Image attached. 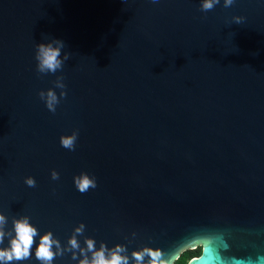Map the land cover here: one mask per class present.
<instances>
[{"label": "water", "instance_id": "95a60500", "mask_svg": "<svg viewBox=\"0 0 264 264\" xmlns=\"http://www.w3.org/2000/svg\"><path fill=\"white\" fill-rule=\"evenodd\" d=\"M200 5L0 0V212L6 229L27 215L39 232L13 264H40L48 231L67 248L81 223V247L91 237L130 257L203 244L188 264H264V0ZM54 39L71 56L41 74L37 45ZM49 88L54 113L39 95ZM81 173L96 187L81 193ZM207 247L219 261L199 259Z\"/></svg>", "mask_w": 264, "mask_h": 264}, {"label": "clouds", "instance_id": "9594fccd", "mask_svg": "<svg viewBox=\"0 0 264 264\" xmlns=\"http://www.w3.org/2000/svg\"><path fill=\"white\" fill-rule=\"evenodd\" d=\"M153 2L155 3L156 0H153ZM220 2L221 0H201L200 7L202 11L208 12ZM223 3L224 7L227 8L234 3V0H223ZM234 20L239 24L243 18L237 16L234 17ZM63 47L64 42L59 39L39 43L36 51L37 71L41 74H55L57 70L62 69L64 61L71 56V53L65 52L63 58L61 57ZM55 84L60 89L65 88L62 78H57ZM39 95L42 100H45L47 108L54 113L59 103L57 92L49 88L47 92L42 90ZM60 96H66V92L62 91ZM77 137L78 132L76 131L72 132L71 135H62V146L74 150ZM52 178L54 180L58 179L59 173L53 171ZM26 184L34 187L36 181L33 177H27ZM75 184L81 193L96 187L95 179L85 173L75 177ZM7 224L8 218L3 212H0V244L4 243L6 236L9 238L8 246L0 247V264H13V262L30 259L35 237L39 235L37 227L30 222V217L27 215L13 217L12 229H6ZM84 230L85 225L83 223L75 228L74 234L68 240L67 248L62 247L60 240L51 231L45 232L40 236L39 244L36 246V260L40 261V264H53L56 256L64 255L65 251L72 253L73 260L78 258V254L82 256L83 259H79V264H130V260L133 264H176L181 257V253L177 249L165 252L159 247L147 245L134 249L129 257L125 245L116 244L114 247L109 248L101 242L99 248H97L96 241L91 237H85L86 247H81L77 237L83 234ZM89 253H91V258H89Z\"/></svg>", "mask_w": 264, "mask_h": 264}, {"label": "trees", "instance_id": "16d2710c", "mask_svg": "<svg viewBox=\"0 0 264 264\" xmlns=\"http://www.w3.org/2000/svg\"><path fill=\"white\" fill-rule=\"evenodd\" d=\"M201 252H202V246L196 249H187L181 254V257L176 262V264H188L194 256L200 255Z\"/></svg>", "mask_w": 264, "mask_h": 264}, {"label": "snow or ice", "instance_id": "6c2138e0", "mask_svg": "<svg viewBox=\"0 0 264 264\" xmlns=\"http://www.w3.org/2000/svg\"><path fill=\"white\" fill-rule=\"evenodd\" d=\"M181 247H183V245ZM199 259L200 260L207 259L209 261H213V260L219 261L220 257L216 254L214 248L207 247L205 248V255L201 256Z\"/></svg>", "mask_w": 264, "mask_h": 264}, {"label": "rangeland", "instance_id": "374dc122", "mask_svg": "<svg viewBox=\"0 0 264 264\" xmlns=\"http://www.w3.org/2000/svg\"><path fill=\"white\" fill-rule=\"evenodd\" d=\"M203 244H201V245H195L194 247H191V248H185V249H183L182 251L184 252L185 250H187V249H196V248H199L200 246H202ZM181 251V252H182Z\"/></svg>", "mask_w": 264, "mask_h": 264}]
</instances>
